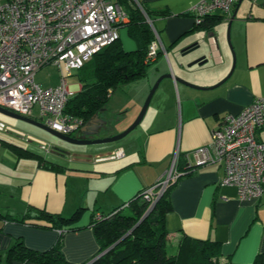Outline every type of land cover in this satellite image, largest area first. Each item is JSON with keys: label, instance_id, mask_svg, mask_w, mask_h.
<instances>
[{"label": "crops", "instance_id": "1", "mask_svg": "<svg viewBox=\"0 0 264 264\" xmlns=\"http://www.w3.org/2000/svg\"><path fill=\"white\" fill-rule=\"evenodd\" d=\"M141 1L152 14L150 19L145 14L146 21L157 31L164 51L146 68L145 92H138V99L120 112L121 117H115L104 113L113 91L107 106L98 114L107 126H97L87 138L124 131L138 115L156 80L165 73H170L172 79L159 82L134 132L75 152L82 154L81 158L52 152L56 145H49L38 133L23 136L11 130L17 133L16 140L28 137L33 140L30 142L45 147L43 154L0 137V264H36L6 260L7 250L17 240L37 251L48 250L57 241L59 229L31 225L35 221L32 217L21 221L23 215L34 216L39 209L64 217L80 211L74 223L61 229V251L68 262H90L99 252L91 226L94 214H108L124 206L142 190L158 184L173 163L178 176L168 192V243L175 246L182 236L217 242L223 264H252L256 255L264 252V193L257 200L240 199L235 186L221 183L222 164L194 167L191 154L193 149L209 143L211 131L220 126L226 114H237L254 99L264 98V0H251L250 5L242 0L228 17L222 16L211 27L197 25L189 14L199 0ZM124 26L119 29V42L123 50L133 51L136 41ZM202 40L207 45L195 46ZM186 47L192 50L183 54ZM200 57L205 58L187 69L188 63ZM187 70L205 72L200 79L187 78L201 88L175 81ZM222 79L225 80L216 85ZM101 130H105L102 135ZM12 145L36 156L19 155ZM116 149H122L124 155L110 157ZM49 155H59L63 160ZM49 162L57 166L49 167ZM71 227L75 229L69 230Z\"/></svg>", "mask_w": 264, "mask_h": 264}, {"label": "built area", "instance_id": "2", "mask_svg": "<svg viewBox=\"0 0 264 264\" xmlns=\"http://www.w3.org/2000/svg\"><path fill=\"white\" fill-rule=\"evenodd\" d=\"M237 1L199 0L189 14L201 25L216 13L228 17ZM128 20L127 10L117 0H0V106L27 117L38 107L51 129L65 135L77 131L83 121L64 113L75 92L67 77L117 40ZM152 29L145 63L164 51L153 25ZM49 64L58 67L59 83L42 87L35 82V73ZM191 154L194 167L222 164L221 183L235 186L240 199H259L264 193V98L254 99L237 114H226L211 131L209 143ZM123 155L122 149L111 153L113 158ZM177 176L173 163L157 184V198ZM152 191L147 188L143 199L150 200ZM102 217L97 213L94 220Z\"/></svg>", "mask_w": 264, "mask_h": 264}, {"label": "trees", "instance_id": "3", "mask_svg": "<svg viewBox=\"0 0 264 264\" xmlns=\"http://www.w3.org/2000/svg\"><path fill=\"white\" fill-rule=\"evenodd\" d=\"M129 14L125 24L128 34L137 44L133 51H125L119 39L95 52L77 71L75 76L80 83L78 92L72 94L66 102L64 113L80 118L83 123L99 109L105 107L112 92L124 83L143 77L151 63H145L148 45L154 38L146 16L152 14L145 8L141 0H117ZM237 3H235L236 5ZM234 5V6H235ZM222 19V15H212L201 25L210 26ZM13 146V145H12ZM19 155L36 156L33 153L13 146ZM41 159V158H40ZM49 167L57 166L48 163ZM175 180L167 184L159 195L152 209L142 218L148 209V202L136 196L128 202V208L119 209L112 217L99 221L92 219L91 226L99 244L98 255L86 264H223L220 259L219 243L182 236L177 244L176 252L168 254L167 230L165 215L170 211L168 192ZM36 214L23 215L32 217L31 225L62 229L74 223L80 211L69 217L59 213H50L43 209ZM75 227L69 228L74 230ZM61 231L52 247L45 251H37L17 240L6 253V260L22 262L32 261L36 264H74L68 262L61 251ZM252 264H264V252L258 253Z\"/></svg>", "mask_w": 264, "mask_h": 264}, {"label": "rangeland", "instance_id": "4", "mask_svg": "<svg viewBox=\"0 0 264 264\" xmlns=\"http://www.w3.org/2000/svg\"><path fill=\"white\" fill-rule=\"evenodd\" d=\"M245 3H249V5H250V3L252 4V1L251 0H243V4H245ZM147 23L149 25V22H147ZM149 26L152 29L151 23ZM124 27H126V26H124ZM152 32H153V29H152ZM227 32H228V29L226 27V29H225L226 40H227ZM153 35H154V32H153ZM128 36H129V34H128ZM120 45L122 46V49H124L123 45L122 44H120ZM59 77H60V71H59L58 67L55 65L49 64V65H46V66L42 67L41 69H39L35 73L34 79H35V82L37 84L41 85L42 87H48V86H54V85L58 84L59 83ZM67 84L70 85L75 90L74 93L78 92V90H79L78 85L80 83L78 82L77 77L75 75L67 77ZM138 92H143V93L145 92V83L143 81V77L137 78V79L129 81L127 83H124L121 87L116 88L114 90L113 95L111 96V101L108 105V109H106L104 111V113H106L107 115L115 116V117L116 116L121 117V115H123V114L120 115V112H122L123 110H126L131 104L134 103L135 99H138V97H139ZM148 93H147V95H148ZM147 95H145L144 101H145ZM142 105H141V107H142ZM105 107H103L101 109H104ZM140 109H139V111H140ZM139 111H138V113H139ZM126 113H124V115ZM37 115H39V109H38V107H34L33 108V116H37ZM29 118H31V117H29ZM75 118H77V117H75ZM35 120H37L38 122H41V123H45L44 117L43 118H37ZM0 122L3 123V126L2 127L0 126V137L1 138H3V139L5 138L6 140L13 139L17 143L19 142V143H22L24 145L31 146L34 149H36V151H38L39 153H42V154L45 151V147H40V146L36 145L35 143L30 142L33 140L28 139V137H26V138L23 137L24 138V139L22 138L23 140L20 137H17V139H20V141H18L14 137L17 133H14L11 130L21 132L22 134H24L23 136H25V134H28V133L36 136V134L38 133L37 135L40 136L39 138H42L43 140H45V142L49 143V145L54 144V145L59 146L60 148H62L64 150L70 151L71 153H75L78 151L80 152V151H84L85 149H91V148L97 147L96 145H93V144L92 145L91 144H87V145H71V144H68L64 141H61V140L55 138L54 136L50 135L49 133L43 131V129H39V128L34 127L33 125L26 123L24 121H21V120L15 119V118H11L8 116H3L1 114H0ZM86 123H83L81 125V127L77 130L78 132L75 131L72 134H70V136H80L82 134L81 128ZM138 125L136 127H138ZM7 127H9L10 129H7ZM134 130H135V128L131 131L134 132ZM101 131H102L101 135L105 133V130H101ZM76 132H77V134H76ZM39 133H40V135H39ZM98 136H100V135H98ZM106 137H108V136H106ZM102 138H104V137H102ZM21 141H23V142H21ZM49 156L55 158L57 161L63 160L59 155H49ZM109 156L111 157V154ZM65 163H67V161ZM72 163H75V162H72ZM67 164H69V163H67ZM72 165H74V164H72ZM151 188L153 189V191H152L153 197L150 196V200L143 199V194L146 191V189L142 190L141 192H139L137 194V196H140L141 199L148 202V208L153 207L155 201L158 199L157 198V193H158L157 184L152 186ZM162 192H163V190H162ZM126 204H124V206H122V207H120V208H118V209H116V210H114L108 214H104V213H100V212H97V213L102 214L103 217L101 219H104V218L108 219V218L112 217L116 211H119V209H124V208L126 209V207L128 208V203H126ZM97 213H95V214H97ZM95 214H94V216H95ZM101 219H99V220H101ZM93 220H94V217H93ZM60 231H63V230L60 229ZM167 240H168V238H167ZM176 247H177V245L174 246V245H171V243H169L168 247H167L168 254H170V255L174 254L176 252V250H175Z\"/></svg>", "mask_w": 264, "mask_h": 264}, {"label": "water", "instance_id": "5", "mask_svg": "<svg viewBox=\"0 0 264 264\" xmlns=\"http://www.w3.org/2000/svg\"><path fill=\"white\" fill-rule=\"evenodd\" d=\"M242 0H238L237 3H240ZM235 12L234 11L231 15V19H230V22L231 20L234 18L235 16ZM229 22V23H230ZM230 26V24H229ZM229 26H228V32H227V39L229 40ZM203 44H206V41L205 40H202L200 43H196L195 46L197 47H203L204 45ZM192 50L191 47H186L185 49L182 50V53L185 54L187 53L188 51ZM205 57H200L190 63L187 64V69H189V67H191V65H193L194 63L196 62H200L201 60H203ZM186 74H184V77H180V76H176L174 79L176 82H180V83H184L185 85L189 86V87H197V88H201V87H198L197 85H195L194 83H191V79L193 80H196V79H200L202 78L203 76H205V72H201V71H195V70H187L185 72ZM230 74V73H229ZM228 74V75H229ZM227 75V76H228ZM164 78H170L172 79V75L170 73H165L163 75H161L157 80L156 82L154 83V85L151 87L138 115L136 116V118L134 119V121L122 132L116 134V135H112V136H108V137H104V138H97V139H89L87 138V135L89 133H91L92 131L96 130L97 129V126H101V127H106L107 126V122L106 120H102L98 117V114H99V111H96L87 121V123L81 128V132L82 134L80 136H70V135H64L62 133H59L53 129H51L47 124L45 123H41V122H38L37 120H34L32 118H29L27 116H23V115H20L18 113H15L13 111H10L4 107H1L0 106V113L5 115V116H8V117H11V118H15V119H18V120H21V121H24L26 123H29L31 125H34L38 128H41L43 129L44 131H46L47 133H49L50 135L54 136L55 138L61 140V141H64L68 144H71V145H87V144H101V143H107V142H114V141H117L121 138H123L126 134H128L131 130H133L138 124L139 122L141 121L147 107H148V104L150 102V99L155 91V89L157 88L159 82L164 79ZM190 80H188V79ZM226 78V77H225ZM225 79H222L219 83H217L216 85L222 83ZM215 85V86H216ZM94 121H99V125H95ZM2 127V125H0ZM10 129V128H9ZM90 129V130H89ZM52 152L56 153V154H60V155H63V156H68V155H71L73 158H81L83 157L82 154H78V153H70L69 151H66L64 149H60L56 146H53L52 147ZM152 209V207L148 208L145 213L143 214V216L141 217L144 218L146 217V215L148 214V212Z\"/></svg>", "mask_w": 264, "mask_h": 264}, {"label": "clouds", "instance_id": "6", "mask_svg": "<svg viewBox=\"0 0 264 264\" xmlns=\"http://www.w3.org/2000/svg\"><path fill=\"white\" fill-rule=\"evenodd\" d=\"M238 2V1H237ZM233 11V10H232ZM147 17V16H146ZM149 21V20H148Z\"/></svg>", "mask_w": 264, "mask_h": 264}, {"label": "bare ground", "instance_id": "7", "mask_svg": "<svg viewBox=\"0 0 264 264\" xmlns=\"http://www.w3.org/2000/svg\"><path fill=\"white\" fill-rule=\"evenodd\" d=\"M176 170V169H175Z\"/></svg>", "mask_w": 264, "mask_h": 264}]
</instances>
